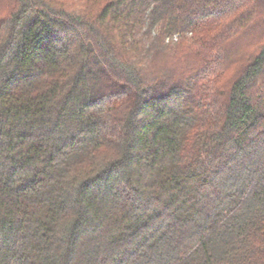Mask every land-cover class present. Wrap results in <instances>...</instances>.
<instances>
[{
	"label": "trees",
	"instance_id": "16d2710c",
	"mask_svg": "<svg viewBox=\"0 0 264 264\" xmlns=\"http://www.w3.org/2000/svg\"><path fill=\"white\" fill-rule=\"evenodd\" d=\"M0 264H264V0H0Z\"/></svg>",
	"mask_w": 264,
	"mask_h": 264
},
{
	"label": "rangeland",
	"instance_id": "374dc122",
	"mask_svg": "<svg viewBox=\"0 0 264 264\" xmlns=\"http://www.w3.org/2000/svg\"><path fill=\"white\" fill-rule=\"evenodd\" d=\"M146 39H147V38H146ZM147 40H148V39H147ZM151 40H152V39H149L148 42L151 41Z\"/></svg>",
	"mask_w": 264,
	"mask_h": 264
}]
</instances>
